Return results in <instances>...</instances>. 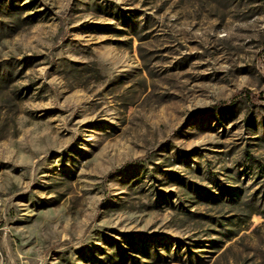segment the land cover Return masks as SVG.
<instances>
[{"label": "rangeland", "instance_id": "obj_1", "mask_svg": "<svg viewBox=\"0 0 264 264\" xmlns=\"http://www.w3.org/2000/svg\"><path fill=\"white\" fill-rule=\"evenodd\" d=\"M263 193L262 1L0 0V264H264Z\"/></svg>", "mask_w": 264, "mask_h": 264}, {"label": "trees", "instance_id": "obj_2", "mask_svg": "<svg viewBox=\"0 0 264 264\" xmlns=\"http://www.w3.org/2000/svg\"><path fill=\"white\" fill-rule=\"evenodd\" d=\"M260 1H262L263 3H264V0H260ZM246 97H248L250 100H251V102H254V104L257 102V101H260V98H256V97H254V96H251V94L249 93V92H246ZM255 105H257V104H255ZM258 199V202L260 203L261 202V205H263L264 204V202H262L263 200H264V193L260 196V197H258V198H256L255 200H257ZM251 201H253V200H251ZM258 207V206H257ZM260 207H262V206H259V209H260ZM264 210V209H263Z\"/></svg>", "mask_w": 264, "mask_h": 264}]
</instances>
